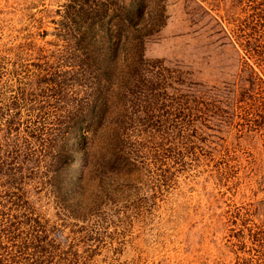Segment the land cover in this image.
Instances as JSON below:
<instances>
[{
  "label": "rangeland",
  "instance_id": "rangeland-1",
  "mask_svg": "<svg viewBox=\"0 0 264 264\" xmlns=\"http://www.w3.org/2000/svg\"><path fill=\"white\" fill-rule=\"evenodd\" d=\"M233 26L222 0H0V117L48 220L13 228L14 243L46 235L51 264H264V127L205 98L236 71ZM61 135L83 170L80 185L58 174L57 200ZM58 202L94 207L82 222Z\"/></svg>",
  "mask_w": 264,
  "mask_h": 264
},
{
  "label": "trees",
  "instance_id": "trees-1",
  "mask_svg": "<svg viewBox=\"0 0 264 264\" xmlns=\"http://www.w3.org/2000/svg\"><path fill=\"white\" fill-rule=\"evenodd\" d=\"M222 2L228 19L234 25L230 28L226 37L239 55L238 64L231 82L227 83L222 90L213 92L205 98L209 99L211 104L216 102L218 106L213 107L218 108V113L227 114V116L232 115V112L221 110L220 105L229 108L237 104L240 110L245 109L246 115H250V119L246 120L251 122L253 126L256 128L264 127V0H222ZM142 9H139V15H141ZM110 11H112V8H110ZM133 15L134 13H131L130 19L133 18ZM116 22H118V19H116ZM149 23L150 25L154 24L152 18ZM145 33H147V30H134L127 38V43L135 50L133 56H136L134 59L131 57V67L140 59L142 36ZM115 39L114 46L117 48L121 41L120 35L115 34ZM100 65L99 69L104 71L105 66H102L104 64ZM123 75H127L128 78L132 77L127 72V74H121L122 79L125 77ZM107 77L114 80L118 78L116 72H112V70L110 73L107 72ZM9 104L14 105L13 102ZM10 105L5 106L8 108ZM1 119L3 118L0 117V264H51V260H48L45 256L53 246L46 243V235L34 234L25 240L19 241L18 244L14 243L19 239V236L14 234L15 229L13 228H17L21 224H29L39 227L42 232L46 229L44 225L48 220L40 221L39 217L41 216L35 208V199L31 200L32 193L26 188L27 182L22 176L23 166L22 162L19 161L20 148L11 136L15 120L12 118ZM100 119L103 121L104 118ZM96 120L94 119L92 122ZM77 122L78 120L68 119L60 122V126L65 123V125L75 127ZM95 123L98 124V122ZM59 141L63 151V156L58 158L61 167L59 172L56 169L52 177V183H50V189L53 190L56 195L54 198L57 200L62 190L58 182V174L61 172L59 175L63 174L65 181H68V183L72 181L74 185H80L81 178L78 179V177H82L81 172L83 170L81 168L83 157L78 156L75 150L65 151L69 144L68 136L61 135ZM113 154L109 164L118 167L115 168V174L118 175V178H127L128 172L125 170L124 163L118 164L121 162L120 158L122 156L115 152ZM78 160L80 165L72 169V164ZM105 164H108V162ZM76 174L79 176H76ZM80 187L83 189V186ZM58 203L59 209L65 210L66 214L69 215L65 218L74 217L82 222L92 214L94 207L93 203H88L79 204V206L72 209V207L64 206L63 203ZM33 214H36V216H33ZM6 241L11 242V245L8 246Z\"/></svg>",
  "mask_w": 264,
  "mask_h": 264
}]
</instances>
